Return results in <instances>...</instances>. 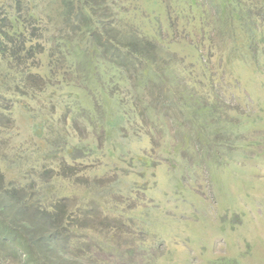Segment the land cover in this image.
Masks as SVG:
<instances>
[{
  "label": "rangeland",
  "instance_id": "rangeland-1",
  "mask_svg": "<svg viewBox=\"0 0 264 264\" xmlns=\"http://www.w3.org/2000/svg\"><path fill=\"white\" fill-rule=\"evenodd\" d=\"M123 1L125 23L153 3ZM197 1L205 14L199 17V8L187 17L190 32L181 27L184 19L174 5L177 0H163L164 12L167 8L172 18L164 20L173 23L170 32L154 18L157 32L170 43L167 48L161 46L170 59L180 62L177 81L187 93L184 101L174 98L169 110L140 102L141 92L129 94L125 103L112 100L108 104L99 87L89 86L79 75L88 67L84 60L70 68L66 47L52 44L56 53L50 57L42 48L48 44L47 37L28 36L26 31L25 47L44 66L40 64L34 72L64 73L67 82L76 84V94L70 96L71 90L57 81L37 90L27 106L15 98L13 145L33 158L31 168L50 151L61 158L62 150L72 143L97 146L98 152L65 166L76 167L74 174L70 169L63 171L58 163L51 169L53 183L65 198L74 200V210L86 205L84 210L91 212L85 222L103 231L99 225L107 221L109 231L119 233L115 243L95 235L106 247L105 251L94 249L97 260L109 264H264V52L256 53L257 61L252 63L241 57L230 59V40L221 47L218 27L210 35L196 31L200 19L217 24L223 0ZM245 1L255 8L253 21L259 26L261 41L264 11L259 8L264 1ZM10 2L0 0V6ZM146 28L152 29L149 24ZM258 44L262 47V42ZM43 74L47 76L46 71ZM53 92L56 98H51ZM119 115L126 117L115 122ZM51 125L69 134L62 142L56 141L54 149L48 141L58 135L50 134Z\"/></svg>",
  "mask_w": 264,
  "mask_h": 264
},
{
  "label": "trees",
  "instance_id": "trees-1",
  "mask_svg": "<svg viewBox=\"0 0 264 264\" xmlns=\"http://www.w3.org/2000/svg\"><path fill=\"white\" fill-rule=\"evenodd\" d=\"M10 1V5L0 6V264H109L102 258L96 259L98 255L94 249L98 247L105 251L106 247L103 242L98 243L95 235L110 238L115 243L119 233L109 231L107 221L100 224L104 227L99 225L103 231L85 222L84 219L88 220L91 214L84 210L86 205L76 212L75 205L71 204L74 200L65 198L52 180L54 163H58L63 171L70 169L74 174L76 167L65 166L70 165V160L76 163L79 158L98 152L97 146L72 143L62 150L61 158L50 151L44 157L39 156L43 160L36 161L31 168L33 158L13 145L12 115L17 102L27 106V102L37 95V90L43 91L45 87L56 85L57 81L63 88L71 90L70 96L73 92L76 94V84L67 82L64 73L57 71V75L53 71L49 75V69L34 72L40 64L42 68L44 66L35 52L25 47L26 31L30 32L28 36L38 33L41 38L47 37L48 44L42 48L48 50L50 57L56 53L53 45L66 47L65 56L70 68L84 60L85 67H88L79 75L89 86L96 84L108 104L112 100L125 103L129 94L141 92L140 102L169 110L175 99L184 101L187 98L186 88L177 81L176 66L180 62L172 56L170 59L163 48L170 43L154 27V18L158 17L160 25L170 32L173 23L164 22L165 18L172 20L170 11L166 8L164 12L165 1L150 0L151 5L125 23L127 9L123 0ZM177 1L174 5L184 19L181 27L188 30L190 19L187 17L201 7L197 0ZM245 3V0H223L217 24L200 19L196 31L210 35L211 30L218 27L221 47L230 40L229 58L241 57L252 63L257 61L256 53L264 52V34L260 41L259 26L253 21L257 13L253 6ZM259 10L264 11V5ZM203 13L202 9L197 15L201 17ZM147 24L152 27L150 31ZM260 42L262 47L258 44ZM45 71L47 76L43 74ZM56 95L53 92L51 98ZM125 117L119 115L114 121H122ZM38 126L43 127L42 122ZM56 132L58 138L47 140L52 149L58 148L56 141L62 142L63 136L69 137L68 133L64 135L51 125L50 134ZM48 159H51L50 163L46 162ZM110 189L114 191L115 186Z\"/></svg>",
  "mask_w": 264,
  "mask_h": 264
}]
</instances>
